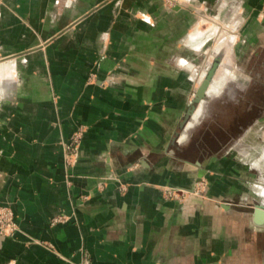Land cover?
<instances>
[{"label":"crops","instance_id":"1","mask_svg":"<svg viewBox=\"0 0 264 264\" xmlns=\"http://www.w3.org/2000/svg\"><path fill=\"white\" fill-rule=\"evenodd\" d=\"M167 1L0 0V206L18 227L0 237V264H264L244 192L264 188V158L247 180L239 154L193 147L200 119L178 128L195 91L181 52L204 40L196 26L185 34L194 13L222 14L225 58L263 60L260 0ZM220 162L228 174L212 175ZM202 177L205 194L185 192ZM166 188L185 193L167 199Z\"/></svg>","mask_w":264,"mask_h":264},{"label":"rangeland","instance_id":"2","mask_svg":"<svg viewBox=\"0 0 264 264\" xmlns=\"http://www.w3.org/2000/svg\"><path fill=\"white\" fill-rule=\"evenodd\" d=\"M164 1L170 5L167 0ZM187 9L189 10L190 8ZM190 13L192 14V8L190 9ZM137 14L140 19L150 21L149 18H145L140 13ZM194 14L197 16V20L185 31V34L192 30V26H196L198 28L195 29V34L204 35V40L201 42L196 53L192 54V51L191 53L186 51L181 52V55L190 58L193 64L192 69L188 70L187 75V79L192 87V94L193 89H196L206 70L209 68L214 55L220 54L222 58L221 64L214 75L216 78H212L213 82L208 87V99L203 100L196 107L195 113L187 122V124L190 122L193 125L195 121L197 122L200 119V124L192 135L193 147L198 150V153L201 152L209 156L218 154L217 157H224L229 160H233L239 154L238 159L246 163V171L243 174L245 179L255 180L259 174L252 168H258L261 164V159L264 158V136L260 135L259 132H257V135H254L252 131L253 129L256 131L257 128L254 126L250 128V126L254 120H264V59H255L250 52H246V57L237 61L225 58L224 53L229 54L233 50V45L231 40H224L226 31L221 22L222 14L218 16L216 13L210 11ZM260 14H264V0H260ZM228 34L230 35V33ZM92 78L93 75H90L88 81H91ZM216 85L218 86L212 87ZM206 102L207 105L205 104ZM191 119H194V121ZM261 124L264 125V123ZM83 132L84 128L82 126L77 127L72 132L71 135L74 137V140L72 141L73 146L70 152L77 153ZM244 132H246L244 138L237 141L236 139L243 136ZM261 132H264V128ZM258 157L261 158L257 159ZM219 164L223 166V170L218 167L212 172V175L219 177L222 174H228L227 164L225 165L224 162H220ZM233 174L229 177L232 179L239 178L236 172ZM238 175H242V172H238ZM262 176H264V171L262 172ZM197 184L191 191L185 192L192 193V195L205 194L207 184L205 178L202 177ZM251 184L249 182V187H245L244 189L248 197L247 202H249L245 204V210L248 212H251L254 204L264 203V199L262 200L261 197L264 189L259 188V186L256 187L257 192L256 196H254ZM169 189L176 188H166L164 190V195L167 199H176L185 193L184 191H180L176 192L175 195L174 193H170ZM230 191L234 195L235 192H239L236 188H231ZM64 220V217H53L50 220V225ZM17 231L18 227L12 209L7 206H0V237H11Z\"/></svg>","mask_w":264,"mask_h":264},{"label":"water","instance_id":"3","mask_svg":"<svg viewBox=\"0 0 264 264\" xmlns=\"http://www.w3.org/2000/svg\"><path fill=\"white\" fill-rule=\"evenodd\" d=\"M221 58L222 57L220 54L214 55V58L211 61L208 70L206 71V73L204 74L203 78L201 79V81L199 82L198 86L196 87L194 91V95H193V98L190 102L188 109L185 111V113L183 114L181 118V121L178 125V128L180 130L184 129L186 123L190 120L189 118L191 114L195 111L196 107L203 100L208 99L207 98L208 87L213 82L212 78L214 77L216 70L221 64ZM174 134H175L174 137H176L177 133L175 132ZM174 139L175 138H173L172 141H174ZM222 206L224 208H227L228 205L225 203H222ZM250 219L255 225L264 226V205L263 204L256 203L254 207L252 206Z\"/></svg>","mask_w":264,"mask_h":264},{"label":"built area","instance_id":"4","mask_svg":"<svg viewBox=\"0 0 264 264\" xmlns=\"http://www.w3.org/2000/svg\"><path fill=\"white\" fill-rule=\"evenodd\" d=\"M75 139H77V137H75ZM74 137L71 135V137L63 144V159H64V165L67 166H71L76 162L77 159V153H72L71 151V147L73 146V141ZM74 149V148H72ZM182 190L179 189H169L170 193H176V192H180ZM176 195V194H175Z\"/></svg>","mask_w":264,"mask_h":264},{"label":"bare ground","instance_id":"5","mask_svg":"<svg viewBox=\"0 0 264 264\" xmlns=\"http://www.w3.org/2000/svg\"><path fill=\"white\" fill-rule=\"evenodd\" d=\"M217 47H218V46H217ZM209 66H210V65H209ZM207 70H208V69H207ZM207 70H206V71H207ZM228 71H229V70H228ZM216 72H217V71H216ZM214 78H216V77H214ZM222 78H223V77H222ZM214 81H215V79H214ZM221 83H222V82H221ZM213 84H214V83H213ZM218 84H219V83H218ZM220 85H221V84H220ZM217 86H218V85H216V86H212V87L215 88V87H217ZM217 89H219V88H217ZM208 91H209V89H208ZM214 91L216 92V90H214ZM199 111H200V110H199ZM194 113H195V111L191 114V116H192ZM197 113H198V111H197ZM198 114H199V113H198ZM198 114H197V115H198ZM191 116H190V117H191ZM195 116H196V115H195ZM189 119H190V118H189ZM263 189H264V188H263ZM260 191H261V189H260ZM261 197H262V200H263V199H264V193H262ZM259 204H260V203H259ZM261 204H262V203H261ZM255 205H256V204H254V206H255ZM263 205H264V203H263ZM254 206H253V207H254Z\"/></svg>","mask_w":264,"mask_h":264}]
</instances>
